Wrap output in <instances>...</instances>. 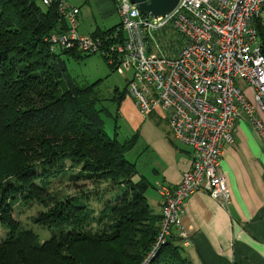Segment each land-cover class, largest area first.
<instances>
[{
  "label": "trees",
  "instance_id": "16d2710c",
  "mask_svg": "<svg viewBox=\"0 0 264 264\" xmlns=\"http://www.w3.org/2000/svg\"><path fill=\"white\" fill-rule=\"evenodd\" d=\"M58 1L0 0V264H189L173 230L148 256L160 214L144 195L155 186L125 158L136 134L116 137L126 83L102 98L98 81L77 85L68 77L46 40L65 29ZM118 28L90 36L120 39ZM107 116L112 136L103 128ZM63 178L73 195L60 194ZM14 204L40 206L30 220L48 237L38 242L20 226Z\"/></svg>",
  "mask_w": 264,
  "mask_h": 264
},
{
  "label": "built area",
  "instance_id": "2783aa9c",
  "mask_svg": "<svg viewBox=\"0 0 264 264\" xmlns=\"http://www.w3.org/2000/svg\"><path fill=\"white\" fill-rule=\"evenodd\" d=\"M114 1L120 39L78 33L77 9L59 0L65 29L46 40L50 50L98 53L114 69L130 70L125 97L136 113H161L173 141L189 149V167L176 185H155L160 221L151 256L171 230L187 245L181 219L189 194L228 204L219 158L232 143L235 122L246 118L264 143V43L258 33L264 34V0H178L158 17L141 13L130 0Z\"/></svg>",
  "mask_w": 264,
  "mask_h": 264
},
{
  "label": "crops",
  "instance_id": "0c3cea01",
  "mask_svg": "<svg viewBox=\"0 0 264 264\" xmlns=\"http://www.w3.org/2000/svg\"><path fill=\"white\" fill-rule=\"evenodd\" d=\"M63 1L77 9V31L81 34L92 35L119 23V19L115 20L114 0ZM90 6L94 12L88 9ZM128 72L130 77L131 71ZM121 114L132 129L146 118L136 113L127 97L118 106L117 116L121 118ZM152 114L165 122L161 113ZM261 120L264 125L263 116ZM149 145L154 154L152 185L173 187L181 172L189 167L188 147L169 136L153 139ZM219 169L229 202L219 205L202 192H193L183 200L181 220L188 238L183 254L189 264H264V143L258 140L246 118L235 122L232 143L223 148ZM155 206L160 214L159 197Z\"/></svg>",
  "mask_w": 264,
  "mask_h": 264
},
{
  "label": "rangeland",
  "instance_id": "374dc122",
  "mask_svg": "<svg viewBox=\"0 0 264 264\" xmlns=\"http://www.w3.org/2000/svg\"><path fill=\"white\" fill-rule=\"evenodd\" d=\"M68 4L70 5V3ZM88 9L92 12L95 11L93 6H90ZM259 14L260 16L264 15V5L261 7ZM118 19L119 18L115 13L116 22H118ZM55 53L58 54L56 56L57 61L63 63L65 73L74 82V84L86 85L98 81L96 89L98 90L99 96L102 98H109L114 87H116L118 91H121L127 82V78L129 77V72L126 70L120 68L111 70L107 65L106 60L98 53L88 54L79 59H72L63 53H60L58 46H55ZM236 83L240 86L242 85L239 80H237ZM106 107H108L110 112H114L112 101H108ZM121 116V118L119 116L116 117L117 127L115 130L117 131V139L122 141L129 136L136 134L134 144L125 153V158L128 161L133 162L135 164L136 171L151 182L150 170L151 162L154 160V154L149 144L153 139L157 140L162 138V136H169L172 139L169 130L165 122L162 119L157 118L152 113H150L148 117L146 116L140 126L135 129L131 128L124 115L121 114ZM103 128L109 136H112V117L107 116L104 118ZM62 182L65 183L66 186H62L64 190H61L60 194L73 195L74 190L65 178L62 179ZM144 195L151 209L155 210V202L158 197L156 190L153 187H148L144 192ZM39 208L41 207L37 204H30L28 206L14 204L12 206V217L19 221L20 226L32 230L37 235L38 242H41L48 237L49 233L46 229H43L30 220L31 216L34 215ZM3 234L4 230L0 227V240L3 237Z\"/></svg>",
  "mask_w": 264,
  "mask_h": 264
},
{
  "label": "water",
  "instance_id": "95a60500",
  "mask_svg": "<svg viewBox=\"0 0 264 264\" xmlns=\"http://www.w3.org/2000/svg\"><path fill=\"white\" fill-rule=\"evenodd\" d=\"M178 0H130L136 4L137 9L152 17L163 16L170 12Z\"/></svg>",
  "mask_w": 264,
  "mask_h": 264
}]
</instances>
